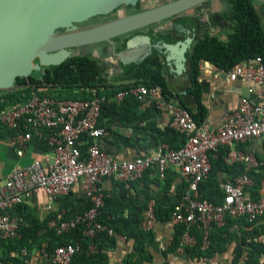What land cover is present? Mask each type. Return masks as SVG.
I'll return each instance as SVG.
<instances>
[{
	"label": "built area",
	"instance_id": "built-area-1",
	"mask_svg": "<svg viewBox=\"0 0 264 264\" xmlns=\"http://www.w3.org/2000/svg\"><path fill=\"white\" fill-rule=\"evenodd\" d=\"M224 81L243 80L257 87L258 103L242 97L236 110L224 112L220 124L213 127L204 119L200 124L192 119L175 94L166 100L159 87L138 85L120 90L113 96H97L84 100H60L41 95L44 87H32V94L25 101L0 111V123L14 132L12 143L23 146L33 138L43 141L50 149L45 165L33 161L29 165L11 172L0 180V241L20 239V220L12 210L42 192L47 198L46 212L52 213V205L68 196L76 185L81 186L82 196L89 208L68 219L52 216L47 227L61 238L77 228L92 241L106 233L118 245L127 242L124 235L109 226L111 217L103 222L101 210L106 192L103 182L111 180L129 190L131 184L139 182L147 174L163 181L168 167L175 169L183 187L178 201L170 211L168 222L182 230L174 253L183 255L185 250L197 244L190 233L197 226L203 234L202 249L207 247V238L213 227H221L226 219L245 218L254 222L264 214V187L258 198L253 199L250 190L254 181L251 172L257 173L263 166L253 148L241 149L240 144L249 143L264 136V63L260 57L246 60L242 65L228 71L217 70ZM132 97L140 103L153 100L163 109L168 118V127L183 138L178 149H170L165 143L157 144L152 153L133 159H118L101 149L98 140L106 134L100 126L102 106L114 102L120 104ZM86 151L82 152V147ZM220 148H225L224 163L228 166L241 164L243 171L219 183L223 194L221 203L215 204L203 197L200 184L210 175V157H215ZM21 155V153H18ZM157 222L155 200L150 199L141 213L139 228L152 232ZM80 243L57 245L49 254L50 264H71L79 251ZM94 250L91 243L89 251ZM202 264L209 258H199ZM0 264H5L0 259Z\"/></svg>",
	"mask_w": 264,
	"mask_h": 264
},
{
	"label": "trees",
	"instance_id": "trees-1",
	"mask_svg": "<svg viewBox=\"0 0 264 264\" xmlns=\"http://www.w3.org/2000/svg\"><path fill=\"white\" fill-rule=\"evenodd\" d=\"M227 9L223 13V18L227 22V32L224 39H219L215 35L207 33L200 37H196L191 41L190 49L186 54V73L189 79V87L186 92L174 93L180 105L188 111L196 124H200L206 117V107L203 103L202 88L198 82L200 74V62H206L214 66L217 70L228 71L231 68L242 65L246 60L260 57L264 63V25L261 17L255 6V0H226ZM189 18H192L189 16ZM180 19H178L179 21ZM195 29L198 27L197 19L192 22ZM147 34V35H146ZM148 36L151 44H161L165 41L162 34L153 31V26L139 30L137 32L128 34L115 39L119 43L120 51L125 49L126 42L134 37ZM162 58L154 50L145 59L125 64L121 75V79L126 81L120 85L108 84L106 77H103L100 72L98 64L89 57L86 53H74L57 68L45 70L41 80L33 78H18L16 80V89L10 92H5L0 96V111L6 106L14 103H21L30 97L32 94V87H44L46 91L41 92V95H47L60 100H84L92 97L91 91L94 90L97 96L106 95L113 96L120 90L128 89L138 85H146L150 87H159L163 98L172 96V91L169 89L163 75ZM142 103L138 102L132 97L124 99L120 104L114 102L104 104L102 106V118L100 119V126H105L107 123L118 122L125 128H132L141 135H146L147 132H152L151 137L155 140L156 145L165 143L170 149L178 150L184 143L182 137L175 133L169 127L160 131L153 128L151 123L147 126L141 127L139 123L150 118V115L155 114L157 109L154 104L145 110V113H138L139 107ZM105 122H101L102 119ZM136 122L135 124H132ZM0 126L7 131L9 130L0 123ZM114 137L125 146H131L130 139L122 137L119 134H113ZM38 143L46 151L49 147L42 141L33 138L31 141ZM82 152L86 151V146H83ZM226 149L220 148L215 157H210L211 171L208 178L200 184V192L204 198L212 203L219 204L222 199V192L218 185V170L225 169L228 175L236 176L243 171L241 164L228 166L224 163ZM264 161L263 159H260ZM223 165V167L221 166ZM250 176L254 181V185L250 190L253 199L260 195L262 189V181H264V162L263 166L259 168L258 172H251ZM171 179L166 176L164 179V192H167L171 186ZM150 181L147 180V175L141 179L138 184L144 185V190H148L147 185ZM155 182V181H154ZM157 182V181H156ZM223 182V181H222ZM115 190L112 194H107L104 200V206L101 210V217L103 222L107 223L106 217L110 216L112 219L108 222L116 232L126 237L127 242L132 241V248L134 254L150 260L151 256L148 252V245L153 240L152 232H143L139 228L141 213L145 209L147 202L150 199L155 200V214L157 221H166L169 219L170 211L174 204L168 200L164 201L157 195L151 194L149 191H144L143 203L137 205L138 201L130 196V191L125 189L122 184L116 183ZM135 185L131 184V188ZM136 189L134 188V191ZM182 193V186L176 195L178 201ZM71 194V193H70ZM70 194L66 197L59 198L60 201H67ZM73 207L70 213L65 214L63 219H68L76 213H80L89 208V203L82 197L74 202L66 203L64 205ZM63 207V208H64ZM67 208V207H66ZM65 208V209H66ZM125 209L127 211H125ZM57 213H51L39 222L38 219L32 215L31 209H28L24 204L15 207L12 210V215L20 220L21 234L20 239L1 240V243H11L18 249H31L34 245H39V232L46 230L45 238L47 242L46 250L51 253L57 245L67 243L79 242L80 249L74 255L71 264H109L108 251L117 247V242L110 238L106 233L99 234L92 241H88L82 235V228H77L74 231L58 238L48 229L47 221ZM233 221L242 223L246 228V236L242 234L240 240L237 242L234 249V256L232 264H264V242H256L259 238L264 239V214L257 218L254 222H247L245 218L240 219H226L221 227H213L210 230L207 238V247L202 249L203 234L197 227H193L190 233L196 238L197 244L193 248H188L185 253L189 257L198 259L201 257L211 258L214 253L222 251L223 247L230 241L229 234L225 235L228 230L226 227L234 224ZM182 230L175 227L173 239L169 251H175L179 236ZM229 236V237H228ZM48 239V240H47ZM91 243L94 244V250L89 251ZM250 251V254L247 253ZM0 259L5 263L6 261L0 256ZM263 259V260H262ZM14 264H22L18 261H13ZM25 264V263H24ZM127 264H131L129 261Z\"/></svg>",
	"mask_w": 264,
	"mask_h": 264
},
{
	"label": "crops",
	"instance_id": "crops-1",
	"mask_svg": "<svg viewBox=\"0 0 264 264\" xmlns=\"http://www.w3.org/2000/svg\"><path fill=\"white\" fill-rule=\"evenodd\" d=\"M255 6L261 17L262 24L264 25V0H255ZM164 25L165 24L163 23L154 25L153 31L161 33L165 39L164 42L169 44L171 37L169 35L170 33L168 32V29H170V27L165 29ZM191 27H193L191 30H195V32L196 29H200H195L193 24H191ZM212 29L213 31H209ZM206 30L209 32L205 31V33L215 35L219 39H224L227 32V27L223 23H217L215 25H208ZM198 35L199 36L197 37H200L203 35V33L200 31ZM90 47L91 48L88 50V52H86V54H88L89 57L98 64L101 75L106 77L108 84L120 85L125 83L126 81L119 77L125 64L120 61L118 53L125 51L126 46L125 49L121 51L118 42H114L113 45L103 43ZM163 63L164 61H162V65ZM186 65L187 63L184 65L185 69H187ZM199 71L200 74L198 77V82L202 88L203 103L206 107L205 119L210 121L213 127L219 126L224 112H232L237 109L242 97H248L253 103H258L257 87L255 84H248L241 79L233 82L224 81L222 77L216 74L217 69L206 62H200ZM163 75L169 89L173 93L183 94L189 87V79L187 74L183 75L181 73L178 75H172L168 73L166 67L163 66ZM2 94L3 92L0 91V96ZM15 104L18 103L10 104L5 108L11 107ZM151 104H154L156 107V113L150 115V118L139 123V126L144 127L151 123L153 128L162 131L168 127V118L165 111L159 108L153 100L148 101V103H142L139 107L138 113H145V110L149 108ZM101 122H105V119L103 118ZM135 123L136 122L132 124ZM104 127L106 129V134L104 137L98 140V145L101 149L105 150L118 159L130 160L136 156H144L152 153L156 147V142L151 137L153 134L152 132H147L146 135H141L130 127L125 128L118 122L107 123ZM115 133L130 139L131 146H125L119 142L113 135ZM10 134L11 132L0 126V180H3L14 170L27 166L35 160L45 165L46 156L51 158L50 150L46 151L43 147L36 143L35 140L25 143L23 146H18L12 143V135ZM238 147L241 149H247L248 147H251L256 152V155L259 159L264 158V136L249 143L240 144ZM19 152L21 155L18 154ZM221 166L223 167V165ZM167 170V177L172 180L169 190L164 192V180H158L153 174H147V180L150 182L147 185L148 190L146 191H149L153 195H157L164 201L168 200L172 204L177 202L176 195L181 186L183 187V184L179 176L175 173L174 168L168 167ZM217 175L218 184L228 179L230 176L223 168L218 170ZM134 184L135 185L129 189L130 196L138 201V203H136L137 205H140L143 203L145 197L144 185L142 183L138 184V182ZM116 186L117 185L111 180H105L103 182V189L107 194H112ZM262 187H264V181H262ZM134 188L136 189L135 191ZM82 197L81 186L76 185L67 201L57 200L52 205V213H57V216L63 218L65 214L70 213L73 209V207L70 205L65 207L64 205L67 202H74ZM46 204L47 198L42 192L34 195L30 200H27L24 203L28 209H31L32 215L35 216L39 222H43V220L48 215V212L45 210ZM125 211L127 210L125 209ZM233 222L234 224H230L226 227L228 230L224 234V236L229 234L230 241H228V243L223 247L222 251L214 253L213 256L209 258V262L205 264H232L234 249L237 242L240 240L242 234H245V236L247 235V231L245 232L246 228L243 227L242 223L239 224L236 221ZM174 232L175 227L172 226L168 220L163 222L157 221L152 230L153 240L147 247L149 255L151 256L150 260H146L143 257L140 258L139 256L135 255L132 248L133 242L129 241L124 244L117 245L116 248L108 251L107 254L109 264H127L128 261L131 264H202L201 261H199V258L195 259L189 257V255L186 253L183 255H177L174 253V251L171 252L168 250L172 243ZM38 236H40V239H38L39 245H34V247L31 249H18L14 246L15 244L7 242L1 243L0 256L6 261L7 264H14V260L22 264H50V253L45 248L47 246L45 238H48V236H46V230H41ZM255 241L264 242V239L259 238ZM247 253L250 254V251H247Z\"/></svg>",
	"mask_w": 264,
	"mask_h": 264
},
{
	"label": "water",
	"instance_id": "water-1",
	"mask_svg": "<svg viewBox=\"0 0 264 264\" xmlns=\"http://www.w3.org/2000/svg\"><path fill=\"white\" fill-rule=\"evenodd\" d=\"M132 1L0 0V91L12 90L18 78L41 80L45 70L57 68L73 51L103 43L113 45L116 38L185 15L211 0H174L85 30L73 26ZM62 29L66 33L58 32ZM189 49V43L153 45L148 36H137L126 42V50L118 57L129 64L155 50L165 67L181 74Z\"/></svg>",
	"mask_w": 264,
	"mask_h": 264
},
{
	"label": "flooded vegetation",
	"instance_id": "flooded-vegetation-1",
	"mask_svg": "<svg viewBox=\"0 0 264 264\" xmlns=\"http://www.w3.org/2000/svg\"><path fill=\"white\" fill-rule=\"evenodd\" d=\"M172 1L174 0H135L132 1V3L120 4L112 8L106 14H98L90 18H87L82 22L73 23V26L76 27V30L78 31L85 30L90 27H94L115 20L117 18L128 16ZM226 9H227L226 0H211L208 3H204L193 8L185 15H181L179 17H175L171 20L164 22L163 24H165L164 25L165 29L170 27V29H168V32L170 33L169 35L171 37L169 44H173L175 42H182L183 44L189 43V45H191V41L195 39L197 36H199L198 34L200 33V31L204 34L205 31H208L206 30V27L211 24L215 25L217 23H223L227 27L228 26L227 22L223 20L224 19L223 13ZM189 16H191L192 18H189ZM178 19L180 20L178 21ZM193 19H197L198 21L197 28H200V29H196V32L195 30H191L193 28L191 27ZM209 31H213V29ZM58 32L60 34L66 33L64 29L59 30ZM84 48H81L79 50L81 51ZM153 51L154 50H151L150 54H152ZM166 70L168 71V73L172 75H178L175 69L166 67ZM186 72H187L186 69H184L182 74L183 75L187 74Z\"/></svg>",
	"mask_w": 264,
	"mask_h": 264
},
{
	"label": "rangeland",
	"instance_id": "rangeland-1",
	"mask_svg": "<svg viewBox=\"0 0 264 264\" xmlns=\"http://www.w3.org/2000/svg\"><path fill=\"white\" fill-rule=\"evenodd\" d=\"M91 47H86V48H84L83 50H77V51H74V53H86V52H88V50L90 49ZM14 89H16V87H14L12 90H9V91H4L3 93H5V92H10V91H13Z\"/></svg>",
	"mask_w": 264,
	"mask_h": 264
}]
</instances>
